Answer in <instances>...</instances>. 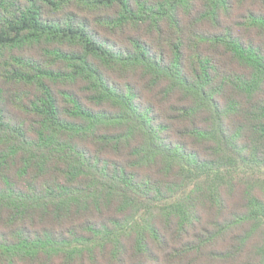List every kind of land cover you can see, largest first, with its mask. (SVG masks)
<instances>
[{"label":"trees","instance_id":"16d2710c","mask_svg":"<svg viewBox=\"0 0 264 264\" xmlns=\"http://www.w3.org/2000/svg\"><path fill=\"white\" fill-rule=\"evenodd\" d=\"M0 264H264V0H0Z\"/></svg>","mask_w":264,"mask_h":264},{"label":"rangeland","instance_id":"374dc122","mask_svg":"<svg viewBox=\"0 0 264 264\" xmlns=\"http://www.w3.org/2000/svg\"><path fill=\"white\" fill-rule=\"evenodd\" d=\"M73 12L75 14L80 15V16H85L89 21H91L93 19L91 15L88 16L84 12L78 10L77 8H75L73 10ZM101 30L97 29V31L99 32L100 35H104V32H102ZM248 35H254L255 36L256 34L255 33H249ZM108 75H109L111 80H113V81H115V82H117L119 84H121L122 82H125V81H129V82L132 81L131 78L128 75H119V74H114V73H108Z\"/></svg>","mask_w":264,"mask_h":264}]
</instances>
